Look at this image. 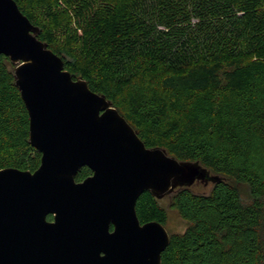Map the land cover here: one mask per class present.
Segmentation results:
<instances>
[{
  "label": "trees",
  "instance_id": "16d2710c",
  "mask_svg": "<svg viewBox=\"0 0 264 264\" xmlns=\"http://www.w3.org/2000/svg\"><path fill=\"white\" fill-rule=\"evenodd\" d=\"M13 1L147 148L220 177L167 196L186 228L169 234L160 264H264V0ZM13 68L0 55V170L34 172ZM90 175L83 167L75 181ZM135 211L140 224L167 221L148 192Z\"/></svg>",
  "mask_w": 264,
  "mask_h": 264
},
{
  "label": "water",
  "instance_id": "95a60500",
  "mask_svg": "<svg viewBox=\"0 0 264 264\" xmlns=\"http://www.w3.org/2000/svg\"><path fill=\"white\" fill-rule=\"evenodd\" d=\"M37 35L13 0H0V55L14 67L29 144L40 154L34 172L0 170V264H160L169 234L139 223L138 197L162 200L220 177L147 148ZM83 167L91 175L76 182Z\"/></svg>",
  "mask_w": 264,
  "mask_h": 264
},
{
  "label": "rangeland",
  "instance_id": "374dc122",
  "mask_svg": "<svg viewBox=\"0 0 264 264\" xmlns=\"http://www.w3.org/2000/svg\"><path fill=\"white\" fill-rule=\"evenodd\" d=\"M200 184L201 183H197L196 185H194L195 187H192L195 192L204 193L210 189L211 185L203 187ZM237 187H238L242 197L244 199H248L246 187L241 186V185H238ZM159 202H160V205L166 210L167 221L164 225V228L166 229L168 234L183 232L184 229L186 228V222L184 220H182L174 210H171L168 207V198L165 197L162 200H159Z\"/></svg>",
  "mask_w": 264,
  "mask_h": 264
},
{
  "label": "flooded vegetation",
  "instance_id": "af4514ba",
  "mask_svg": "<svg viewBox=\"0 0 264 264\" xmlns=\"http://www.w3.org/2000/svg\"><path fill=\"white\" fill-rule=\"evenodd\" d=\"M195 185H196V184H195ZM200 185H202L203 187H206V186H208V185H211V183H210V182H207V183H201ZM192 187H195V186L193 185ZM192 187H190V188H188V189L193 190ZM193 191H194V190H193ZM46 221H47V222H52V221H53V216H52V215H48V216L46 217ZM110 230H112V227H110Z\"/></svg>",
  "mask_w": 264,
  "mask_h": 264
}]
</instances>
